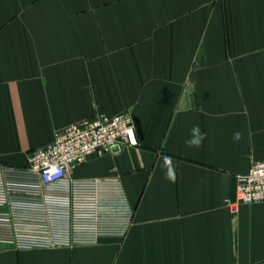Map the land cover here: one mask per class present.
<instances>
[{
	"label": "crops",
	"instance_id": "1",
	"mask_svg": "<svg viewBox=\"0 0 264 264\" xmlns=\"http://www.w3.org/2000/svg\"><path fill=\"white\" fill-rule=\"evenodd\" d=\"M123 111L138 143L72 174L121 178L135 209L128 234L0 242V264H264V201L236 214L226 203L264 160V0H0L1 163ZM197 125L205 138L190 147Z\"/></svg>",
	"mask_w": 264,
	"mask_h": 264
},
{
	"label": "built area",
	"instance_id": "2",
	"mask_svg": "<svg viewBox=\"0 0 264 264\" xmlns=\"http://www.w3.org/2000/svg\"><path fill=\"white\" fill-rule=\"evenodd\" d=\"M138 143L133 116L98 112L55 131L47 145L30 149L26 163L0 162V242L17 248L95 244L125 237L135 209L119 177H75L91 155ZM264 201V160L237 177L233 214Z\"/></svg>",
	"mask_w": 264,
	"mask_h": 264
},
{
	"label": "clouds",
	"instance_id": "3",
	"mask_svg": "<svg viewBox=\"0 0 264 264\" xmlns=\"http://www.w3.org/2000/svg\"><path fill=\"white\" fill-rule=\"evenodd\" d=\"M240 137H241V133H239V132L234 133V139L238 140V139H240ZM204 138H205L204 134L201 133L200 128L197 125V126L193 127L192 138L190 140L186 141V144L190 147L191 146L200 147L202 145V141ZM165 159H166V161H168L170 163L171 158L166 157ZM166 176L169 180H172V181L175 180L174 170L170 166H169V169L166 173Z\"/></svg>",
	"mask_w": 264,
	"mask_h": 264
},
{
	"label": "water",
	"instance_id": "4",
	"mask_svg": "<svg viewBox=\"0 0 264 264\" xmlns=\"http://www.w3.org/2000/svg\"><path fill=\"white\" fill-rule=\"evenodd\" d=\"M118 149H119L118 146H115V147L113 148L114 151H116V150H118Z\"/></svg>",
	"mask_w": 264,
	"mask_h": 264
}]
</instances>
